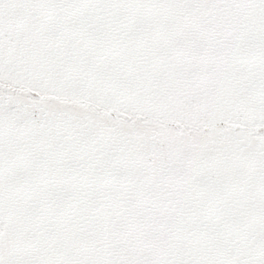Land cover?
I'll return each instance as SVG.
<instances>
[{"label":"snow or ice","instance_id":"1","mask_svg":"<svg viewBox=\"0 0 264 264\" xmlns=\"http://www.w3.org/2000/svg\"><path fill=\"white\" fill-rule=\"evenodd\" d=\"M0 264H264V0H0Z\"/></svg>","mask_w":264,"mask_h":264}]
</instances>
